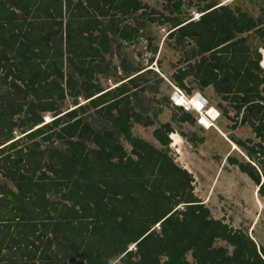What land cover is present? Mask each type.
<instances>
[{
    "label": "trees",
    "instance_id": "obj_1",
    "mask_svg": "<svg viewBox=\"0 0 264 264\" xmlns=\"http://www.w3.org/2000/svg\"><path fill=\"white\" fill-rule=\"evenodd\" d=\"M160 1L171 14L159 21L169 26L166 37L176 46L190 41V56H199L171 80L182 90L188 76L200 88L210 87L234 110L233 117L224 108L220 114L234 118L232 126L239 117L250 128L257 142L229 139L245 159L225 161L255 185L264 205V14L253 19L212 3L196 20L185 21L179 18L182 0ZM136 12L153 14L140 0H0V81L14 103H0V177L14 188L0 183V249L16 250L22 264L36 258L40 264H69L49 255L54 244L69 250L74 264H191L187 254L194 264H264L262 247L209 217L192 194L186 170L131 135V122L150 124L130 101L127 85L136 75L109 90L97 85L108 36L130 40L119 17ZM249 31L260 40L253 51L237 37ZM63 63L79 80L63 75ZM66 96L73 108L62 113L59 102ZM79 97L86 103L77 104ZM89 108L105 128L94 131L79 116ZM44 113L52 114L46 124ZM179 120L191 121L187 113ZM15 129L22 136L14 140ZM171 134L168 123L152 132L161 147ZM115 136L129 145V154ZM38 139H54L64 148L42 151ZM22 140L29 143L20 146ZM48 194L59 200L50 201ZM216 240L230 252L214 246Z\"/></svg>",
    "mask_w": 264,
    "mask_h": 264
},
{
    "label": "rangeland",
    "instance_id": "obj_2",
    "mask_svg": "<svg viewBox=\"0 0 264 264\" xmlns=\"http://www.w3.org/2000/svg\"><path fill=\"white\" fill-rule=\"evenodd\" d=\"M63 1V0H62ZM147 10L153 11L150 17L135 14L119 17L118 26L124 27L130 33V40H122L118 36L109 35V51L103 54V62L98 66L100 73L95 74L97 85L103 90H109L117 85L121 79L134 74L136 77L130 88V101L136 113L141 116V121H148L150 124L143 126L140 123L131 122L130 133L132 136L145 140L158 150H162L178 167L186 170L191 178L193 196L207 209L209 217L221 220L232 229L243 231L257 247L264 249V205L256 192L255 185L236 166L228 164L227 156L238 161L244 160V151L237 147L229 139L238 141L257 142L250 128L247 125L239 124L234 118H226L220 114L221 108L228 112V117H233L234 110L229 102L223 101L210 87L200 88L197 82L188 76L183 80V93L187 97L191 94H199L206 99L209 107H213L218 116L214 122L204 118L200 114L198 124L194 112H183L182 109L170 105V97L173 96L175 83L171 75L177 69L185 68L199 59V56H190L194 50L193 44L186 40L176 46L172 39L166 37L168 24H160L162 17L171 16L164 3L160 0H140ZM223 5L230 9H238L253 19H260L264 14V0H182L181 20H196L198 11L208 4ZM174 14H172L173 16ZM150 19H155L152 22ZM245 45L251 51L259 46L260 40L254 31L243 33ZM52 46L64 53L63 44L53 39ZM262 55V53H261ZM63 75H70L79 80L72 68L66 63L61 66ZM188 90L189 92H186ZM11 89L0 81V103L9 105L12 102ZM175 98V96H174ZM76 103H86L82 98H76ZM14 104V103H13ZM70 97L66 96L59 102V111L66 112L73 107ZM182 113H187L191 121L180 122ZM94 131L106 127V123L93 109L89 108L80 113ZM42 123L46 124L52 119V114L44 113ZM168 123L173 134L180 139L177 148H171V135L167 136L169 141L166 147H161L152 136L153 130L160 124ZM200 124V125H199ZM15 139L22 135L16 129L12 132ZM123 150L129 154V145L121 138L115 136ZM170 139V140H169ZM42 151L48 148L63 149L64 145L56 140L42 142L37 140ZM29 142L22 140L20 146ZM0 183L4 184L11 191H14L10 182L0 177ZM50 201H58L56 194H48ZM156 228V227H155ZM157 229V228H156ZM16 230V229H14ZM214 246H220L230 252L223 241L216 240ZM41 249V248H40ZM51 257L63 262L74 264L76 259L61 244H54L48 251ZM186 260L192 262L189 254ZM16 250L0 249V264H22ZM33 264H40L38 258Z\"/></svg>",
    "mask_w": 264,
    "mask_h": 264
},
{
    "label": "built area",
    "instance_id": "obj_3",
    "mask_svg": "<svg viewBox=\"0 0 264 264\" xmlns=\"http://www.w3.org/2000/svg\"><path fill=\"white\" fill-rule=\"evenodd\" d=\"M175 97L181 100V102H177L175 100ZM195 100L197 105H200L201 107L195 108L193 107V104H191V101ZM170 105L174 108L182 109L183 112H194L197 114V117L195 118L196 123L198 124L200 120V113L203 112L205 113L207 108L209 107L207 104L206 99L201 97L199 94H191L189 97L183 93V91L177 87H173V96L170 97L169 99ZM200 125V124H199Z\"/></svg>",
    "mask_w": 264,
    "mask_h": 264
},
{
    "label": "bare ground",
    "instance_id": "obj_4",
    "mask_svg": "<svg viewBox=\"0 0 264 264\" xmlns=\"http://www.w3.org/2000/svg\"><path fill=\"white\" fill-rule=\"evenodd\" d=\"M260 54H261V53H260ZM262 57H263V59H264V52L262 53ZM261 64H262V61H261V63H260V66H261ZM262 67H263V70H264V60H263V65H262ZM175 100H176L177 102H181V100H183V99H179V98L175 97ZM191 104H193V107H195V108H198V107L200 108V107H201L200 105H197V104H196L195 100L191 101ZM206 110H207V111H206L205 113L201 112L202 114H204V115H203L204 118L210 120V122H214L215 119H216L217 116H218L217 111H216L213 107H208ZM201 113H200V114H201ZM180 142H181V141H180L179 137H178L176 134H172L170 147H171V148H177V146L180 144Z\"/></svg>",
    "mask_w": 264,
    "mask_h": 264
},
{
    "label": "crops",
    "instance_id": "obj_5",
    "mask_svg": "<svg viewBox=\"0 0 264 264\" xmlns=\"http://www.w3.org/2000/svg\"><path fill=\"white\" fill-rule=\"evenodd\" d=\"M59 1L61 2L62 5H64V1H65V0H63V1H62V0H59ZM66 112H67V111H66ZM62 113H64V112H62ZM133 137H134V136H133ZM136 138H137V137H136ZM138 139H140V138H138ZM141 140H142V139H141ZM143 141H145V140H143Z\"/></svg>",
    "mask_w": 264,
    "mask_h": 264
},
{
    "label": "water",
    "instance_id": "obj_6",
    "mask_svg": "<svg viewBox=\"0 0 264 264\" xmlns=\"http://www.w3.org/2000/svg\"><path fill=\"white\" fill-rule=\"evenodd\" d=\"M259 66H260V62H259ZM261 67V66H260Z\"/></svg>",
    "mask_w": 264,
    "mask_h": 264
},
{
    "label": "clouds",
    "instance_id": "obj_7",
    "mask_svg": "<svg viewBox=\"0 0 264 264\" xmlns=\"http://www.w3.org/2000/svg\"><path fill=\"white\" fill-rule=\"evenodd\" d=\"M170 140V139H169ZM171 141V140H170Z\"/></svg>",
    "mask_w": 264,
    "mask_h": 264
}]
</instances>
